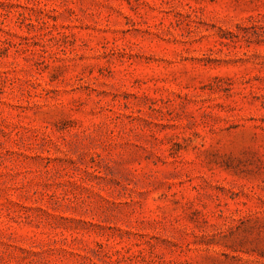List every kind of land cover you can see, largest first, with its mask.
<instances>
[{"label": "rangeland", "instance_id": "374dc122", "mask_svg": "<svg viewBox=\"0 0 264 264\" xmlns=\"http://www.w3.org/2000/svg\"><path fill=\"white\" fill-rule=\"evenodd\" d=\"M0 264H264V0H0Z\"/></svg>", "mask_w": 264, "mask_h": 264}]
</instances>
